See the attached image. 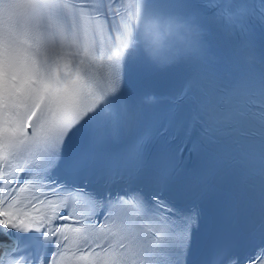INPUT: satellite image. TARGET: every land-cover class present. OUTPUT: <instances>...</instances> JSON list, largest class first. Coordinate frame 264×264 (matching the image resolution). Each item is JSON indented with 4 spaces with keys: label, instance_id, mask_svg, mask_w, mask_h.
Instances as JSON below:
<instances>
[{
    "label": "snow or ice",
    "instance_id": "obj_1",
    "mask_svg": "<svg viewBox=\"0 0 264 264\" xmlns=\"http://www.w3.org/2000/svg\"><path fill=\"white\" fill-rule=\"evenodd\" d=\"M154 14L182 34L129 47ZM258 32L264 0H0V264H264ZM141 61L188 67L171 103L127 93ZM192 153L235 239L194 246Z\"/></svg>",
    "mask_w": 264,
    "mask_h": 264
},
{
    "label": "clouds",
    "instance_id": "obj_2",
    "mask_svg": "<svg viewBox=\"0 0 264 264\" xmlns=\"http://www.w3.org/2000/svg\"><path fill=\"white\" fill-rule=\"evenodd\" d=\"M149 23L159 27L160 26V21L157 19H153L149 21ZM182 25V22L179 20H175L173 18L166 17L164 18V32L167 34H172L174 32H177ZM157 35H160L158 32Z\"/></svg>",
    "mask_w": 264,
    "mask_h": 264
}]
</instances>
